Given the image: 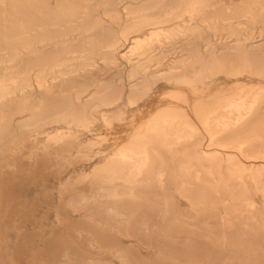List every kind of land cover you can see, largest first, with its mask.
<instances>
[{
  "label": "bare ground",
  "instance_id": "obj_1",
  "mask_svg": "<svg viewBox=\"0 0 264 264\" xmlns=\"http://www.w3.org/2000/svg\"><path fill=\"white\" fill-rule=\"evenodd\" d=\"M220 75L234 79L218 82ZM248 77L258 82L241 79ZM161 88L170 104L126 142L102 150L104 138L94 135L98 148L65 156V137L113 129ZM38 160L53 168L40 177H55L35 193L67 198L88 225V236L71 230L61 245L57 238L45 252L50 264H114L63 250L69 242H100L95 234L110 237L120 264H264V206L251 191L264 199V0H0V169L21 164L27 174ZM74 177L84 180L69 185ZM173 177L171 189L201 206L196 223L173 211L166 187ZM148 186L162 195L151 207L143 205L154 196L144 192ZM17 230L0 217V264L10 262L4 232ZM118 237L155 247L157 257Z\"/></svg>",
  "mask_w": 264,
  "mask_h": 264
},
{
  "label": "rangeland",
  "instance_id": "obj_2",
  "mask_svg": "<svg viewBox=\"0 0 264 264\" xmlns=\"http://www.w3.org/2000/svg\"><path fill=\"white\" fill-rule=\"evenodd\" d=\"M223 77H225V78H223ZM226 79H227V81H226ZM233 79L234 78L229 79L224 75H220L218 77V82H223V83L224 82H226V83L231 82L232 83ZM241 79H243L244 82H250V83H257L258 82L257 78L251 79L248 77V78H241ZM167 92H168V89H163V88L159 89L158 93H156L150 99H148L147 101L143 102L141 105L138 106L139 111H136L137 110L136 106L130 108L129 113H128V117H126V120H124L120 123H117L115 126H113V129L107 128V127L105 128L104 126H100V127H98V131L91 133L92 136L65 137L64 138L65 139L64 144L67 145V147H68L64 151L65 156H70L71 152L75 153L77 151L78 147L82 148V149L85 148L86 151L88 148L90 150H94V149L98 148V145L96 143L100 144V142L98 141V139H95V140L93 139V138H96V137H94V135H97L98 138L100 136L104 138V140L101 142V146H100V148L102 150L109 151V150L113 149V147L111 148V144L113 146L123 144L130 137L131 133L134 131V128L137 127L142 122H144L151 115V113H153L154 111L157 110V108L159 106H165V105L170 104L171 100L165 96V93H167ZM161 94H164V95H161ZM140 112H142L141 115H140ZM194 121L197 122L196 120H194ZM125 125H127V126H125ZM132 127H133V129H132ZM142 134L144 135L145 132H142ZM113 135H115V136H113ZM89 137H91V138H89ZM58 140L60 141V138H58ZM74 164H75V167H73L74 165L70 166V168L68 170L75 169L74 172H78L80 169H83L86 167H87L86 169H88V167H90L93 164V161L90 163L88 162V164H87V162H84V164H86L84 166H82L83 162H76ZM76 164H78V165H76ZM258 164H259V162H257V165ZM16 167H17V169H16ZM16 167L12 168V167H6L5 166L2 169H0V178H1L0 179V188L2 187L0 189L1 190L0 195H3V197L0 198V203H1L0 204V217H2L3 220H5V222H10L12 220L13 225L15 227H18L17 231L4 232V233H7L6 236L9 235V241H11V243L9 244L10 247H9V249H7V252H8L7 253L8 254L7 260H9L11 262L13 260L12 258L18 259V253H19V254H21L20 256H22V257L19 256V258H20L19 264H50V257H49V255H45V252L50 253L49 252L50 248H51V246H53L54 244L57 243V241H56V240H58L57 238H59L58 242L61 245L64 243V241H60L62 239L61 236L67 237V235L70 234L71 230H72L71 232H74L75 230H79V231H81L80 235L88 236L87 232L85 231V229L88 228V225L84 224L85 220L83 218H81V216H79V214H75L72 211V209H70L68 207L67 198L65 200L62 199L58 202H54V201L48 199L46 192H44V190L42 188H39V191H38L39 193H35L36 191L34 189H37L38 184H42L44 182H47V181H44L43 179L46 180V178H44V177L47 174L49 175V170L53 171L52 167H44V165L41 163V160H38L37 164L35 166H32L28 170L27 174H26V172L24 173L23 171H21L22 170L21 164L17 165ZM76 169H78V170H76ZM45 171H46V173H45ZM44 173H45V175H44ZM36 174H38V176ZM40 176L43 177V179ZM37 177H39L40 179L39 178L37 179ZM54 177H55L54 174L50 175L48 182H49V180L54 179ZM6 178H8L9 180L7 179V181H5ZM83 180H84L83 178L81 179L78 177L71 178V179H69V182H70L69 185L79 186L81 184V181H83ZM176 182H177V177H173V179L166 184V187L168 188L167 194L170 196V199H171L170 204L173 206L172 207L173 211L176 212L181 219H184L190 223H196L201 218L200 213L202 211L200 208L201 206H199V204H197L198 203V201L196 200L197 197H196V195H190V197H192V196L195 197V200H196V201L192 202L188 197H185L183 195H178L177 191L175 189H171L172 186L175 188ZM137 183L139 185H146V183L142 180H139ZM26 188H30L33 190L30 193H27V196L23 195V192H24L23 190H25ZM252 189L253 188H251V191H253L252 192V200L254 201L255 205L259 206V207H263L264 206V199L261 197L260 193L255 192ZM149 190H151V192L154 194V196L152 198V201H147V202L143 203V205H148L151 207L153 202L157 205V203L162 198L161 197L162 195H159L158 191H156L157 189H155V188L153 189L150 186H148V188L144 189V192L145 191L148 192ZM11 194L12 195L14 194V195L12 196ZM15 195L17 197H14ZM7 196L10 198H8ZM12 197H13V200H12ZM15 199H17V200H15ZM6 201H7V203H6ZM18 201H23L26 204L22 206L23 208H21V209H23V210H19L20 208L18 207L19 209L15 208L17 211L16 210L14 211L13 208L15 207V203H17ZM10 203H12L14 205H12ZM53 203H56L57 205L59 204V208L58 209L56 208V211L49 210V212H43L40 214H36L37 216L35 215V213L30 214L31 211L36 212L35 211L36 209L39 211H42V210H44V208H46V210H47L48 208L51 207V205ZM1 207H2V209H1ZM3 207L5 209H3ZM6 207L8 210L6 209ZM4 210H5V213L7 212L6 213L7 215L4 213ZM141 211L145 212V210H141ZM12 212H13V214H12ZM59 212H65V214H61V213L59 214ZM147 212H150V210H148ZM8 213L9 214L11 213V214L9 215ZM26 213H27V216L23 215ZM150 215L147 216V218H149L150 221H155L159 218L158 216L154 217L153 216L154 214H152L151 216ZM22 216H24V218H22ZM165 217H166L168 222L174 220V216H173L172 211L170 213H167V215ZM65 218L72 219L71 223L73 224V222H74V224L70 225L69 223L63 222V219H65ZM206 220L210 221L211 223L213 222L212 219L206 218ZM39 221H43L44 223H48V224H51V223L54 224L55 223V225L52 224L51 226L47 227L46 224L45 225H39L38 224ZM56 221L59 223L56 224ZM213 225L214 224H211V226H213ZM72 227H73V229H72ZM82 230H84V231H82ZM200 235H201L200 232H197L195 234V236H200ZM94 237H96L95 239L99 240L100 242H93L90 239V241H92L91 242L92 246H88V243L90 244V241H88V240H86L81 246H80V244H81L80 241H78L74 244L69 242L68 243L69 246L65 247L63 250H65V249L69 250V251H67L68 253L76 254L80 257L85 256V257H94V258L95 257H102L103 258L105 256V259H108L109 261H111V263L120 264L118 261H116V259H114L112 257V253L109 249V245H112V241H111L110 237H108L105 241L103 238L100 239L99 235L96 236V234H95ZM21 238H22V240H21ZM116 241H118L121 245H125V246L131 245L132 247H130V248H133V249L139 248L143 253L147 254L148 256H150L152 258L157 257V249L155 247H153V248L147 247L145 244H142L143 242L140 240L139 241L136 239L129 240L128 238H125V237H118L116 239ZM61 251H62V249H61ZM36 253H37V255L35 257ZM10 262L7 264H10ZM2 264H5V263H2ZM211 264H232V262L229 260H226V261L217 260Z\"/></svg>",
  "mask_w": 264,
  "mask_h": 264
}]
</instances>
